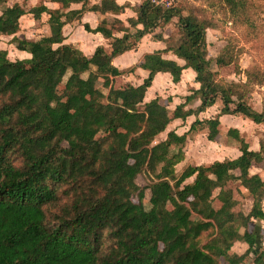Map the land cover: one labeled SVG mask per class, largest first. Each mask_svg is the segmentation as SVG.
Listing matches in <instances>:
<instances>
[{"label":"trees","instance_id":"trees-1","mask_svg":"<svg viewBox=\"0 0 264 264\" xmlns=\"http://www.w3.org/2000/svg\"><path fill=\"white\" fill-rule=\"evenodd\" d=\"M10 1L0 0V37L14 36L11 42L31 57L12 61L0 50V264H247L258 244L253 221L264 220V180L250 174L253 164H264V134L260 151H252L231 129L227 135L241 152L237 159L187 166L180 173L176 166L184 159L187 135L159 136L172 121L217 103L219 115L203 122L210 141L220 137L223 115L264 125V108L250 103L264 86L263 67L243 72L242 49L229 43L215 63L246 79H222L208 57L207 31L217 24L181 2L164 8L151 0L136 7L116 0H51L65 8L82 5L65 12L43 4L26 10ZM221 1L234 22L249 23L247 0ZM126 8L136 14L128 26L108 18ZM86 11L102 19L96 29H85L109 40L108 48L98 47L90 57L63 35L64 26ZM26 14L37 21L46 14L48 34L17 38ZM170 22L177 44L142 58L137 67L149 76L141 85L116 86L125 72L113 60L148 34L163 40ZM168 52L185 64L165 59ZM189 68L200 87L186 103L170 110L160 98L145 102L156 74L168 73L178 83ZM195 99L201 106L185 110ZM143 174L148 184L139 186ZM246 197L252 199L249 212L243 208ZM239 242L248 246L242 254L233 250ZM252 264H264V250Z\"/></svg>","mask_w":264,"mask_h":264},{"label":"crops","instance_id":"crops-1","mask_svg":"<svg viewBox=\"0 0 264 264\" xmlns=\"http://www.w3.org/2000/svg\"><path fill=\"white\" fill-rule=\"evenodd\" d=\"M116 1L119 5L129 4L131 7L139 6L142 2V0H116ZM26 2L27 0H11L9 2V5L18 3L24 7V3ZM30 2H32V0H30ZM95 3H96L95 0H91L89 5H92ZM42 4L45 5L47 8H49L50 10H63L65 12L70 11V10H79L82 8L81 4H71L70 6L65 8L63 7L61 3L52 2L51 0H45ZM38 5H41V3L31 6L29 9L35 6H38ZM29 9H26V10H29ZM135 16L136 14L134 13L132 8H126L124 13L117 15V16H114V15L108 16V18L109 19L111 18L119 19L122 22H124L125 25L128 26L127 20ZM101 19L102 17L100 14L95 13V12L86 11L83 14L82 19L80 21H75L74 23L65 25L63 28V35L65 37V43L73 45L79 51H81L85 56H88V57L92 56L98 47L102 46V47L108 48L109 40H107L101 33H92L85 29V25H89L91 29H96L98 25L100 24ZM41 20L43 24L41 26V30L37 29V32H39V35H40L37 38H23L24 37L23 34H26V36L28 37V34H27L28 31L30 29H33V26H35V20L33 16L30 14L24 15L20 19V30L15 36L17 38L29 39V40H38L42 36H45L46 34H48V25H47L48 16L44 14ZM168 27L170 26H166V29ZM138 28H142V26H139ZM82 29L87 33V35H85L86 37L81 40L80 39L74 40L72 38L74 33H76L77 31H82ZM162 33H163L164 41L155 40L152 34H148L141 39V41L139 42L135 50H131L125 54H122L121 56H118L117 58L113 60V65L117 67L120 71L125 72L121 77L117 78L116 81L118 79H126L127 81L131 82L132 83L131 85L133 86L141 85L144 82V80L149 76V71L144 70L140 67H137V65L140 63V61L146 54H151L157 51H162L167 47L165 43L167 40L166 39L167 36L164 35V29L162 30ZM116 36H122V34L117 33ZM7 38H9L8 40H10L11 42L14 36H1L0 41H4V43H6L8 42ZM6 45L8 49H0V50H6V51L9 50L10 48L9 44H6ZM16 49L17 48H15L14 50L15 52H16ZM16 53L18 54V56H20L18 60L29 59L31 57L30 54L27 55L26 54L27 52L25 53L24 51L23 53H18V52ZM163 57L165 59L174 60L178 62L180 65L185 64L183 60L178 59L177 56H175L171 52L164 53ZM131 70H134V71L129 72ZM199 87L200 85L196 82V72L191 68L185 69L183 71L181 80L178 83L173 82L172 76L170 74L158 73L155 75L151 87L148 88L146 92L145 102H150L153 99L160 98L163 104L167 105L170 110H174L177 106L186 103V98L188 96H191L193 94V91L199 89ZM166 88L170 89L168 95H164V93L166 92ZM200 106H201V100L195 99L186 105L185 110H190V109L197 110ZM214 106L217 107L218 113L214 117H210V118L204 116V114L208 113L209 109L213 108ZM214 106L208 108L205 111H200L198 114L189 116L186 120L176 119L172 121V123L170 124V125L175 124V127L171 129L170 131H175L180 136L187 135V142L184 148V159L182 160V162L185 161V166L183 168H186L187 166L209 165L215 161L222 162L226 160L237 159L241 155V152H240L238 143L235 142L233 139H230L227 135L228 131L231 129H236L239 131L240 136L245 138L247 142L250 144V150L260 151V143H261V139L263 138L264 131L259 136H257L256 140L254 141L248 135H244V133H242L238 129L237 126L235 125L226 126L225 125V123L228 122V119L230 117H234L232 115H223L220 117L221 135L216 141H210L207 136L208 135L207 128L203 122H205L208 119H213L219 115L220 107H221L220 104L217 103ZM196 121H199V124L197 125V130L192 133H189L191 126ZM200 123H203V124H200ZM183 124L186 125L184 129L182 128L180 131L179 129H176L178 125H183ZM255 125L260 126L262 124H259V125L255 124ZM202 136H204L208 141V143H206V148L211 149L213 148V146H215L216 150L214 152H211V150L210 152L206 151L209 154L206 153L205 157L195 159L197 161L196 164L195 163L193 164L190 162L188 163V161L190 160L191 147L189 145L192 142L191 140L198 138V137H202ZM196 152L201 153L202 150L200 148H196ZM207 158H212V160L207 163L199 162V160L207 159ZM176 172H179V170L178 171L176 170ZM250 174L258 175L260 176L262 180H264V164H253L250 169ZM192 181H193V178H192ZM244 201L246 202V205L248 206V208L246 209L244 207V203H243V208L245 209L246 212H249L252 207V199L250 197H246ZM263 208H264V201H263ZM257 220L254 219L253 222L256 223ZM259 221L262 224H264V220H259ZM242 245H245L246 247L243 250H238L240 246ZM247 249H248V246L245 243H241V242L235 244L233 248V250L239 254L244 253Z\"/></svg>","mask_w":264,"mask_h":264},{"label":"rangeland","instance_id":"rangeland-1","mask_svg":"<svg viewBox=\"0 0 264 264\" xmlns=\"http://www.w3.org/2000/svg\"><path fill=\"white\" fill-rule=\"evenodd\" d=\"M45 0H27L26 3H24V7L26 9H29L33 5L42 4ZM186 8H189V10H193V12L202 17H207L208 19L214 21L217 24L216 29H209L207 31V42H208V53L209 58L212 60V66L213 69H218L220 77L224 79L225 81H245L246 77L244 75V71L247 69L254 67L255 65H261L264 69V0H247V19L249 21L246 22V24H242L240 22H234L232 20V17L229 13H227L224 5L222 4L221 0H180ZM35 3V4H34ZM9 5V4H8ZM2 10V7H0V12ZM35 20V19H34ZM27 24V22H26ZM42 20H35V26H33V29H30L28 31V37L26 34H23V38H37L39 35V32H37V29L41 30L42 26ZM167 26H170L166 29L164 28V35L167 36L166 40V46L175 45L177 44L179 40V35L176 32L175 25L173 22H170ZM167 32H166V30ZM83 31V32H82ZM82 31H77L73 35L74 40H81L84 39L87 35V33L82 29ZM85 33V34H84ZM83 37V38H82ZM9 38H7L8 40ZM159 41H164L159 40ZM231 43L233 47H235L236 51L237 49H242V54L239 55V65L242 69V73L239 75H236L234 73L233 68H218L215 59L218 57L220 52L229 44ZM9 44L10 48L8 51V57L10 60H18L20 56H18V53H23V51L16 49V52L14 51L16 46L14 43L8 42L4 43V41H0V49H8L7 45ZM25 52V51H24ZM26 53V52H25ZM127 53V52H126ZM28 55V53H26ZM125 54V53H124ZM129 54V53H128ZM132 83L127 81L126 79H118L115 82L116 86H129ZM62 86L59 87V92L62 91ZM170 89L166 88V92L164 95H168ZM168 102V101H167ZM251 106L258 110L262 111L264 108V86L263 87H257L255 92L252 95L251 98ZM218 113V109L216 106L209 109V112L204 114L206 117H214ZM230 120V121H229ZM225 125H235L238 127V129L244 133V135H248L251 137L254 141L256 140L257 136H259L264 131V125L256 126L253 124L250 120L243 118L241 116H234L230 117L228 119V122L225 123ZM186 125H178L176 129H179V131ZM175 127V124L170 125L167 130L159 136L160 140H164L166 138L167 133ZM191 144L189 145L191 147L190 149V160L188 163H197L195 159L203 158L205 157L206 153L209 154L206 151L211 150V152H214L216 150L215 146L213 148H206V143H208L207 139L202 136L191 140ZM196 148H200L202 150L201 153L196 152ZM212 158L202 159L199 160L201 163H207L210 162ZM185 166V161L181 162L177 167L176 170L180 173ZM183 168V169H182ZM192 179L188 180L187 183L191 182ZM137 183L139 186H146L148 184L147 176L146 174H143L138 177ZM232 188H235V183L230 184ZM149 197L150 194L147 191L146 197H145V207L148 210L149 209ZM238 197V196H237ZM246 202L244 201V207L247 209L248 206L246 205ZM258 222V223H257ZM256 223L253 222L252 229L257 234L258 237V244L254 248L250 259L248 260L247 264H252L253 258L259 253V251L262 249L264 250V224H262L259 220H257ZM246 246L242 245L238 250H243ZM222 264V263H221Z\"/></svg>","mask_w":264,"mask_h":264},{"label":"built area","instance_id":"built-area-1","mask_svg":"<svg viewBox=\"0 0 264 264\" xmlns=\"http://www.w3.org/2000/svg\"><path fill=\"white\" fill-rule=\"evenodd\" d=\"M157 6H162L164 8H170L175 6L180 0H151Z\"/></svg>","mask_w":264,"mask_h":264}]
</instances>
